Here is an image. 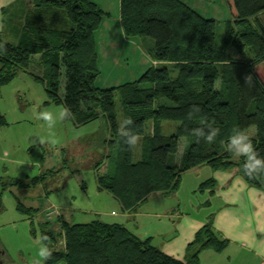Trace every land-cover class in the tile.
<instances>
[{"label": "trees", "instance_id": "16d2710c", "mask_svg": "<svg viewBox=\"0 0 264 264\" xmlns=\"http://www.w3.org/2000/svg\"><path fill=\"white\" fill-rule=\"evenodd\" d=\"M31 1L32 8L20 16L17 43L3 40L0 31V83H9L37 61L44 76L36 79L47 82L52 102L63 105L76 126L107 119L110 136L103 141V149L106 158L115 154V171L110 173L108 164L100 163L98 188L111 193L126 212L138 213L154 193L172 195L180 188L184 173L205 165L215 171L237 168L251 187L264 191V172L246 176L243 157L233 161L225 147L234 127L239 126L246 135L255 128L249 138L255 151L264 156V85L255 71L264 62V24L259 19L264 14V0H226L241 29L235 32L228 25L224 42L243 57L250 52L249 60L225 53L219 57L216 21L180 0H121L125 34L150 38L155 44L154 59L173 67L152 68L138 81L110 89L95 86L99 77L95 34L103 11L93 0ZM17 19L11 17L7 23ZM62 70L66 80L63 95ZM116 99L122 105L124 130ZM148 122H152L150 134ZM164 122L178 123L175 134L165 135ZM205 124L218 129L213 144L195 134ZM131 136L135 143L142 140L138 161L135 143H127ZM181 139L193 143L174 161ZM215 185L216 180L211 179L200 189ZM46 225L52 226L50 222ZM59 225L60 231L43 230L44 244L52 251L45 264H201L203 252L220 253L229 245L211 221L197 234L183 261L121 224L101 220L71 224L61 219ZM58 238L65 243L62 248Z\"/></svg>", "mask_w": 264, "mask_h": 264}, {"label": "rangeland", "instance_id": "374dc122", "mask_svg": "<svg viewBox=\"0 0 264 264\" xmlns=\"http://www.w3.org/2000/svg\"><path fill=\"white\" fill-rule=\"evenodd\" d=\"M12 7L17 9L14 4ZM11 16L12 11H8L5 19ZM17 21L7 23L10 32ZM221 22L216 42L220 47L219 57L229 54L249 59L251 54L243 57L225 44L226 33L223 37L222 32L226 23ZM233 27L235 32L241 29L239 25ZM8 33L2 34L3 40L13 42ZM255 71L264 85V62L256 65ZM61 75L63 95L64 70ZM43 76L44 68L36 61L28 70L19 71L9 83H0V264H41L38 248L43 230L52 227L60 231L61 219L71 224H89L95 220L122 222L119 216H109V212L116 210L118 200L100 190L97 183L100 163H107L110 173L115 171V154L106 158L103 149V141L110 132L107 119L100 117L85 126H76L68 118L66 108L52 102L47 82L36 79ZM116 107L124 130L119 99ZM62 111L66 115L61 119ZM40 112L53 114L51 128L37 118ZM163 126L165 135L171 136L178 123L164 122ZM147 128L150 134L152 122H148ZM254 133L255 128L247 131L248 136ZM192 143L191 139H181L174 161ZM141 155L142 140L138 138L135 161ZM232 157L236 162L242 158L233 154ZM233 170L238 172L237 168ZM233 170L215 171L205 165L184 173L178 191L168 198L159 197L160 200L151 196L141 207L143 214L137 215L131 225L143 240H151L153 246L183 261L197 234L211 221L221 240H227L229 245L220 253L203 252L201 264H226L225 261L239 264L238 246L250 240H264V199L258 192L260 189L245 186ZM211 179L216 180L215 187L201 190L202 184ZM58 243L60 248L65 244L60 238Z\"/></svg>", "mask_w": 264, "mask_h": 264}, {"label": "crops", "instance_id": "0c3cea01", "mask_svg": "<svg viewBox=\"0 0 264 264\" xmlns=\"http://www.w3.org/2000/svg\"><path fill=\"white\" fill-rule=\"evenodd\" d=\"M180 1L202 15L204 18L216 21L218 30L220 21H225L224 23H226V27L222 32V36L226 33L228 23H231L232 26L238 25L236 19L233 18L230 12L226 0ZM93 2L104 13L101 26L95 34L96 51L98 54L97 66L99 70V77L95 85L97 88H118L124 84L136 82L152 68H161L166 66L172 69L173 65L157 62L154 59L155 44L153 41H148V39L145 37H128L125 34L122 24L121 0H93ZM13 4L17 9L12 7ZM31 8V0H0V31H2V34L5 32H10L6 26L9 18L18 17V21L16 22L17 25L13 28L12 32L8 33L14 39V41L10 43H17L19 41L21 32L20 16H23L27 10H30ZM6 9H10L8 11H12V16L7 19H5L7 14L4 13V10ZM220 18H223V20H219ZM259 19L264 24V14L260 15ZM253 21H255V19ZM248 53L251 54L248 51H246L245 54L247 55ZM248 58L251 59L252 54L251 56H248ZM104 74L106 77H104ZM174 75H176V73H174ZM108 133L109 137L110 132ZM233 172L240 175L239 172L234 170ZM238 178L239 180L244 181L245 186L247 185L249 188H251L242 175H240ZM258 192L264 199V191L259 190ZM152 196H158L157 200H160L159 197L164 198V195H161V193H154ZM170 196L165 197L168 198ZM117 202L118 205H115L116 210L114 209L109 212V216H112L111 214H113L114 216L121 217V225H124L132 233L138 236V232L133 227V225H131V222L134 218H136L137 215H141L143 213L141 211L136 214L126 212L123 209L121 203L119 201ZM159 202L163 203V201ZM241 245L242 246H238V255L239 251L240 255L237 260H239V264H250L252 261L257 262V264H264V240H250V243L245 242V244ZM225 263L229 264L226 261Z\"/></svg>", "mask_w": 264, "mask_h": 264}, {"label": "clouds", "instance_id": "9594fccd", "mask_svg": "<svg viewBox=\"0 0 264 264\" xmlns=\"http://www.w3.org/2000/svg\"><path fill=\"white\" fill-rule=\"evenodd\" d=\"M66 111L60 113V118H64ZM38 119H42L48 123L51 128L54 123L53 114L51 112H40L37 114ZM195 134L198 137L204 138L205 142L208 144H213L218 133V129L213 127L211 124H205L204 127L195 129ZM53 143L55 141H52ZM127 143L132 145L135 143V137L127 139ZM225 147L227 151L232 153L234 156L243 157V171L246 176H253L254 174H259L264 172V156H261L254 149V145L248 135L239 127L236 126L232 129L231 133L228 135ZM47 237L41 238V243L38 248V257L41 264L46 262L52 256L51 249L43 243V240Z\"/></svg>", "mask_w": 264, "mask_h": 264}]
</instances>
